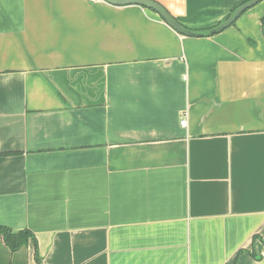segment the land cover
Returning <instances> with one entry per match:
<instances>
[{"label": "crops", "instance_id": "obj_1", "mask_svg": "<svg viewBox=\"0 0 264 264\" xmlns=\"http://www.w3.org/2000/svg\"><path fill=\"white\" fill-rule=\"evenodd\" d=\"M154 1L0 0V264H264V0Z\"/></svg>", "mask_w": 264, "mask_h": 264}, {"label": "water", "instance_id": "obj_2", "mask_svg": "<svg viewBox=\"0 0 264 264\" xmlns=\"http://www.w3.org/2000/svg\"><path fill=\"white\" fill-rule=\"evenodd\" d=\"M112 5L116 6H125V5H140L144 6L146 8H149L156 13L176 32L187 35V36H196V35H202V33L194 32L190 29H187L183 27L161 4L154 0H104ZM261 0H248L241 5H239L232 15H230L227 19H225L223 22L218 24L217 26L209 29L206 34H215L217 32H220L230 26L238 16L244 12L246 9L250 8L251 6L257 4ZM264 29V26H263Z\"/></svg>", "mask_w": 264, "mask_h": 264}, {"label": "trees", "instance_id": "obj_3", "mask_svg": "<svg viewBox=\"0 0 264 264\" xmlns=\"http://www.w3.org/2000/svg\"><path fill=\"white\" fill-rule=\"evenodd\" d=\"M0 236L2 238L4 245L11 252H15L21 247L26 246L29 238L33 237L32 233L28 230L13 232L11 229L5 226H0ZM33 242L35 245V241Z\"/></svg>", "mask_w": 264, "mask_h": 264}, {"label": "built area", "instance_id": "obj_4", "mask_svg": "<svg viewBox=\"0 0 264 264\" xmlns=\"http://www.w3.org/2000/svg\"><path fill=\"white\" fill-rule=\"evenodd\" d=\"M179 123H180V125H181L182 127H185V126H186L187 120H186V116H185V114L183 115V117H181Z\"/></svg>", "mask_w": 264, "mask_h": 264}, {"label": "rangeland", "instance_id": "obj_5", "mask_svg": "<svg viewBox=\"0 0 264 264\" xmlns=\"http://www.w3.org/2000/svg\"><path fill=\"white\" fill-rule=\"evenodd\" d=\"M3 247H6L5 245ZM6 250L8 249L7 247L5 248ZM9 251V250H7ZM6 255V254H5ZM4 253L0 250V259L5 257Z\"/></svg>", "mask_w": 264, "mask_h": 264}]
</instances>
